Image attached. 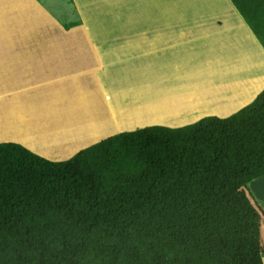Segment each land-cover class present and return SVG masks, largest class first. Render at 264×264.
I'll use <instances>...</instances> for the list:
<instances>
[{
	"label": "crops",
	"instance_id": "crops-1",
	"mask_svg": "<svg viewBox=\"0 0 264 264\" xmlns=\"http://www.w3.org/2000/svg\"><path fill=\"white\" fill-rule=\"evenodd\" d=\"M256 38L231 0H0V142L61 161L226 117L264 88ZM239 194L264 263V176Z\"/></svg>",
	"mask_w": 264,
	"mask_h": 264
},
{
	"label": "trees",
	"instance_id": "trees-1",
	"mask_svg": "<svg viewBox=\"0 0 264 264\" xmlns=\"http://www.w3.org/2000/svg\"><path fill=\"white\" fill-rule=\"evenodd\" d=\"M264 48V0H231ZM264 176V88L226 117L53 161L0 142V264H264L239 194Z\"/></svg>",
	"mask_w": 264,
	"mask_h": 264
}]
</instances>
